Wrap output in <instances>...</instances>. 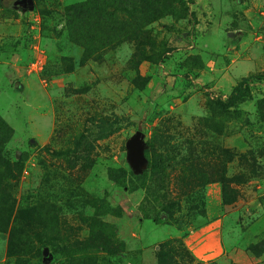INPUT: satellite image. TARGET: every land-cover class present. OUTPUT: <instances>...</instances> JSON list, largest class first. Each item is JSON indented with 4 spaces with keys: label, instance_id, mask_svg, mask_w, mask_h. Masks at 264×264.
<instances>
[{
    "label": "rangeland",
    "instance_id": "374dc122",
    "mask_svg": "<svg viewBox=\"0 0 264 264\" xmlns=\"http://www.w3.org/2000/svg\"><path fill=\"white\" fill-rule=\"evenodd\" d=\"M102 1L0 0V148L22 154L15 212L43 205L31 239L10 220L0 231V264H157L172 240L190 254L181 264H264V0H184L185 16L152 17ZM240 82L250 95L228 106ZM152 160L164 189L146 177ZM197 160L241 179L233 202L219 182L184 188L178 173ZM163 195L178 202L170 218ZM57 224L91 248L54 256Z\"/></svg>",
    "mask_w": 264,
    "mask_h": 264
},
{
    "label": "trees",
    "instance_id": "16d2710c",
    "mask_svg": "<svg viewBox=\"0 0 264 264\" xmlns=\"http://www.w3.org/2000/svg\"><path fill=\"white\" fill-rule=\"evenodd\" d=\"M111 1V0H110ZM110 1H102L103 8H107L106 2H109V6H112L114 9L113 11H121L126 14H129L133 11L141 10V8L145 5H148L150 8V17H152L155 13L158 12V7H161L162 9L166 10L170 14L174 16H185L188 7H186L187 1L184 0H113V2ZM115 1V2H114ZM192 2V1H191ZM177 5L179 8V11L177 9ZM138 11V13L140 12ZM260 78H264V74L260 75ZM250 93L248 90V87L245 85L244 82H240L237 84V86L232 90L230 93V96L227 100L228 106L235 105L238 102L243 101L247 97H249ZM1 131V126H0ZM2 146V140H0V147ZM3 150L0 148V209L2 213L1 217V223H0V231L5 230L4 226L6 227L9 220L10 225L12 227V233H14V230L16 228L22 230L21 235L24 238L31 239V236L34 234H30L29 231L32 227V222L34 220H37L40 217V213L38 212V207L43 206H33L31 209H29L27 212L23 210V207H18L15 212L14 208V198H13V189H16V186L14 183H12L13 180L18 177V174L21 172V157L22 154H19L17 157L18 159L11 162L8 159V155L4 156ZM223 158H225V162L230 161L232 159V156L225 153L223 154ZM244 159V158H243ZM171 160L167 161V164H169ZM247 163H249V159L246 160ZM185 166H183L178 173L179 181L184 185V188H188L190 191L195 188H203L206 184L211 182H219L221 184V190H222V200L225 204H229L230 202H233L234 200L228 199L229 195H236V189L233 187V185H239L241 184V179H238L236 175L233 177H225L223 175V166L220 165L218 162V165L212 164L210 165L206 161H195L193 162H184ZM153 160H152V168L147 174V178L149 182H152L153 184L159 185L160 189H164V186L166 184V177L167 174L165 173V169L162 170L160 166L156 167V172H161V176L154 177V167H153ZM251 166V164H250ZM166 168V167H165ZM207 168V170H206ZM158 170V171H157ZM250 173L252 175L257 174V170L252 168L250 170ZM255 173V174H254ZM115 178V177H114ZM142 178V177H141ZM161 178V181H160ZM115 180L121 181V177H118V179L115 178ZM160 182H164V185H161ZM144 184V181L143 183ZM130 188V187H129ZM131 188L138 189L139 187L136 185H131ZM146 188V186H144ZM148 188L145 190L147 191ZM184 191V190H183ZM229 192V193H228ZM237 196V195H236ZM165 204L162 207L163 214L168 218L171 217L173 208L177 206L175 204L177 201H174L169 198V196L163 195ZM238 197V196H237ZM236 199V197H235ZM178 203V202H177ZM143 210V209H142ZM47 211V210H46ZM12 212L16 213L15 216L11 219ZM21 212L20 219L19 216H17ZM48 212V211H47ZM53 214L57 215L58 212H60V209L53 210ZM50 213V212H49ZM9 216V219H8ZM163 216V215H161ZM25 218V219H23ZM8 219V220H7ZM64 226V224H57L56 230L57 234H60V229ZM67 228H71L70 226H65ZM32 231V230H31ZM34 233V231H32ZM61 237H57V241H51L49 245L52 247V254L54 256H57L58 254H67V253H75V251L78 252H86L89 248L87 247V244H85V241H77V240H70L69 236L60 234ZM85 240V239H84ZM38 242L39 239H37ZM177 243V245H170L171 243ZM117 246V245H116ZM101 248L105 252L107 251L109 254H116L119 252L120 247L117 249L113 246H107V245H100L95 246L94 248ZM157 264H181L178 262L176 257H179L184 259L183 257L190 256L189 253H187V250H185V247L181 240H172V241H165L157 246ZM11 249L10 241L8 242V254L9 256H13L12 253H9V250ZM31 251V248H28L25 250V253H29ZM197 264H201V262H198Z\"/></svg>",
    "mask_w": 264,
    "mask_h": 264
},
{
    "label": "water",
    "instance_id": "95a60500",
    "mask_svg": "<svg viewBox=\"0 0 264 264\" xmlns=\"http://www.w3.org/2000/svg\"><path fill=\"white\" fill-rule=\"evenodd\" d=\"M16 0H10L12 5ZM127 157L134 168H139L146 161L144 155L145 141L144 133L141 130H137L126 141Z\"/></svg>",
    "mask_w": 264,
    "mask_h": 264
}]
</instances>
